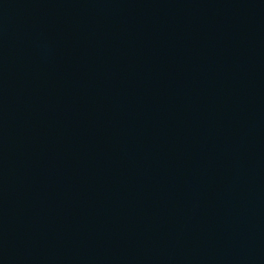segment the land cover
<instances>
[{"label": "water", "instance_id": "obj_1", "mask_svg": "<svg viewBox=\"0 0 264 264\" xmlns=\"http://www.w3.org/2000/svg\"><path fill=\"white\" fill-rule=\"evenodd\" d=\"M0 264H264V0H0Z\"/></svg>", "mask_w": 264, "mask_h": 264}]
</instances>
